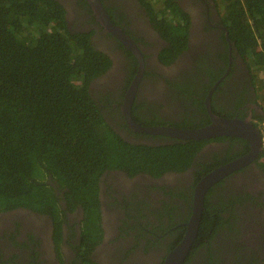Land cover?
<instances>
[{
    "label": "flooded vegetation",
    "instance_id": "flooded-vegetation-1",
    "mask_svg": "<svg viewBox=\"0 0 264 264\" xmlns=\"http://www.w3.org/2000/svg\"><path fill=\"white\" fill-rule=\"evenodd\" d=\"M56 1L65 10L67 28L89 35L110 61L89 90L126 143L157 147L190 141L138 128L200 129L212 123L211 114L257 127L254 117L262 107L215 0H175L188 18L182 23L185 46L183 35L184 47L175 53L142 0H99L118 35L97 18L88 0ZM130 89L132 125L123 111ZM193 141L203 142L185 170L152 176L104 168L95 190L85 195L49 176L56 211L20 206L0 211V264H167L172 258L178 264H264L261 150L207 189L203 214L209 210L207 220L214 221L199 226L180 262L175 251L187 233L195 186L250 152L237 136Z\"/></svg>",
    "mask_w": 264,
    "mask_h": 264
},
{
    "label": "trees",
    "instance_id": "trees-1",
    "mask_svg": "<svg viewBox=\"0 0 264 264\" xmlns=\"http://www.w3.org/2000/svg\"><path fill=\"white\" fill-rule=\"evenodd\" d=\"M142 1L152 24L171 41L170 49L178 52L186 40L184 11L175 0ZM215 1L252 77L262 107L254 117L260 129L264 123V0ZM169 53V49L164 52ZM109 65L106 55L91 45L89 35L67 28L65 10L56 0H0V211L16 206L56 211L46 183L49 176L85 195L95 190L104 168L159 176L191 164L203 141L131 145L111 129L89 90L90 82ZM258 161L264 171L262 150ZM207 211L201 228L214 221L213 216L207 220ZM220 219L216 216L217 223Z\"/></svg>",
    "mask_w": 264,
    "mask_h": 264
},
{
    "label": "water",
    "instance_id": "water-1",
    "mask_svg": "<svg viewBox=\"0 0 264 264\" xmlns=\"http://www.w3.org/2000/svg\"><path fill=\"white\" fill-rule=\"evenodd\" d=\"M88 3L91 5L97 18L108 27L113 33L121 34L120 30L111 25L109 16L103 8L99 0H88ZM126 36L122 39L125 41ZM131 44V43H130ZM132 45V44H131ZM136 82V81H135ZM134 82V83H135ZM134 86L132 87V89ZM133 91L130 89L129 97L126 100L125 106L123 107L124 115L127 118V121L132 125L131 119L129 117V107L131 104ZM211 114V113H210ZM212 123L204 128L200 129H172V128H157V127H139L140 131L149 134H157L168 136L170 138H176L180 140H199V139H208L211 137L228 135V136H237L245 139L249 146L250 152L246 157H243L233 163L227 164L207 174L203 177L194 188L193 203H192V213L187 222V233L184 237V240L177 251H175L182 261L185 256L190 244L193 242V239L196 235V232L200 226V222L203 216L204 210V196L207 189L213 184L217 178L222 175L228 174L236 168H239L243 165H246L248 162L253 161L260 153L261 150V136L257 127H255L248 120L242 121L237 119H223L221 117H216L211 114ZM167 264H178L177 261H173V258L168 261Z\"/></svg>",
    "mask_w": 264,
    "mask_h": 264
},
{
    "label": "built area",
    "instance_id": "built-area-1",
    "mask_svg": "<svg viewBox=\"0 0 264 264\" xmlns=\"http://www.w3.org/2000/svg\"><path fill=\"white\" fill-rule=\"evenodd\" d=\"M259 132L261 136V150L264 153V123L260 126Z\"/></svg>",
    "mask_w": 264,
    "mask_h": 264
},
{
    "label": "rangeland",
    "instance_id": "rangeland-1",
    "mask_svg": "<svg viewBox=\"0 0 264 264\" xmlns=\"http://www.w3.org/2000/svg\"><path fill=\"white\" fill-rule=\"evenodd\" d=\"M98 48V47H97ZM99 50V49H98Z\"/></svg>",
    "mask_w": 264,
    "mask_h": 264
}]
</instances>
